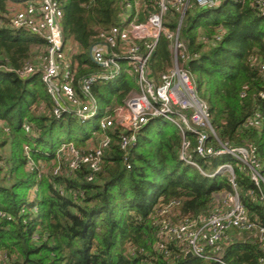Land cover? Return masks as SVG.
Segmentation results:
<instances>
[{"label":"trees","instance_id":"1","mask_svg":"<svg viewBox=\"0 0 264 264\" xmlns=\"http://www.w3.org/2000/svg\"><path fill=\"white\" fill-rule=\"evenodd\" d=\"M57 1L76 76L87 75L97 69L89 59L90 46L101 30L121 23L125 0ZM151 5L152 0L143 1L140 21ZM6 6L0 0V264H220L192 256L167 260L154 248V216L162 220L168 208L169 216L197 217L211 210L214 192L229 188L225 175L203 176L179 159L181 136L172 123L159 118L143 127L128 150L130 168L112 131L110 147L91 181L85 166L53 176L28 163L24 145L31 147L34 163H49L61 142L83 147L90 134L74 139L85 124L68 117L56 120L49 113L51 99L40 71L18 76L26 63L39 64L43 41L11 30ZM180 12L170 6L163 25L175 30ZM179 38L186 53L182 66L208 105L219 140L252 147L264 174V79L257 66L264 62V14L253 0H225L216 9L192 6L182 18ZM121 64L118 79L94 88L101 109L122 103L136 89L126 62ZM170 66L169 42L161 35L150 72L156 77ZM256 112L260 126L246 124ZM190 139L194 142L192 135ZM7 146L9 154L4 153ZM197 160L205 172L230 162L240 190L252 186L230 156L209 163ZM242 201L260 215L252 198L242 196ZM258 258L254 243H230L224 254L227 264H261Z\"/></svg>","mask_w":264,"mask_h":264},{"label":"built area","instance_id":"2","mask_svg":"<svg viewBox=\"0 0 264 264\" xmlns=\"http://www.w3.org/2000/svg\"><path fill=\"white\" fill-rule=\"evenodd\" d=\"M143 1L125 0L120 13L121 23L101 30L88 50L89 59L97 69L77 77L62 35L60 3L57 0H5L8 27L43 41L39 64L26 63L17 74L25 78L40 71L41 81L51 99L54 119L68 117L81 124L97 120L95 131L85 141L87 143L96 135L94 147L80 149L74 142H64L56 148L55 153L63 149L62 154H57L68 173L85 166L88 170L86 179L91 181L110 147L112 131L117 135L120 149L125 152L126 168H130L128 150L137 142L138 133L149 121L160 118L172 123L179 131L178 157L181 161L197 168L203 176L222 174L227 177L229 188L212 194L211 210L207 213L176 218V215L169 216L168 208L162 211L165 217L156 228L154 248L163 258L175 260L190 252L192 257L227 264L224 254L228 245L242 242L254 243L259 250L258 261L264 264L262 162L252 147L233 146L219 140L210 121L208 105L199 96L195 80L182 66L186 53L179 30L186 10L192 6L216 9L225 0H152L153 9L147 10L145 19L140 21L139 9ZM253 3L264 14V0H253ZM170 6L179 7L181 11L176 29L172 31L163 25ZM161 35L169 42L171 66L154 77L149 66ZM122 62H126L125 71L132 76L136 89L122 103L101 109L94 88L118 79L123 71ZM257 66L264 79V62ZM260 98L264 100V91ZM246 124L260 126V114L254 113ZM221 156H230L237 161L252 183L250 188L240 190L235 168L230 162L218 164L207 172L198 164L197 159L209 163ZM28 163L33 165V159L28 158ZM242 196L254 200L253 206L259 208L260 215L246 207Z\"/></svg>","mask_w":264,"mask_h":264},{"label":"rangeland","instance_id":"3","mask_svg":"<svg viewBox=\"0 0 264 264\" xmlns=\"http://www.w3.org/2000/svg\"><path fill=\"white\" fill-rule=\"evenodd\" d=\"M8 16H9V14H8ZM37 60L39 61V57L37 58ZM42 105H44L43 103L41 104V106ZM44 110H46V109H44ZM50 111H51V109H50ZM47 113H48V111H47ZM49 113H51V112H49ZM77 122V121H76ZM78 123V122H77ZM96 123H97V120L96 119H93V120H91V121H89V122H85V125H84V129H83V131H81V132H79V133H76V134H74L73 135V138L74 139H79V138H82V137H85L86 135H88V134H92L93 133V131H95V129H96ZM0 124H2V123H0ZM79 124H81V123H79ZM1 127V126H0ZM4 131H7L8 133H9V131H8V128L6 127L5 129H4ZM64 137V136H63ZM90 137V136H89ZM93 138H91V140L90 141H88L86 144H85V146H83V147H78V148H85V147H87V146H89L90 148H92V147H94L95 145H96V141H97V136L95 135H93L92 136ZM62 143H64V142H61L59 145H61ZM5 150H4V153L5 154H9V152H10V148H9V146H7V147H5L4 148ZM23 151H24V155H25V157H27V160H28V158H32L31 157V152H32V150H31V147L29 146V145H24V149H23ZM55 151L56 150H54V151H52V153L51 154H54L53 156H54V158L52 159V160H50V162L49 163H45V162H35L34 164H35V166L37 167V166H39L40 167V170L43 172V173H51V175H53V176H58V175H63V174H65L67 171H66V169H65V167H64V165H63V163H62V160H61V157H60V154H62L63 153V149H61V150H58V152H56L55 153ZM57 153H60V154H57ZM64 153H66V152H64ZM33 159V158H32ZM0 165H1V162H0ZM159 223H160V220L159 219H157V217L156 216H154V224L156 225V226H158L159 225ZM127 246V245H126ZM128 248V247H127Z\"/></svg>","mask_w":264,"mask_h":264},{"label":"water","instance_id":"4","mask_svg":"<svg viewBox=\"0 0 264 264\" xmlns=\"http://www.w3.org/2000/svg\"><path fill=\"white\" fill-rule=\"evenodd\" d=\"M185 257H191V253H190V252L187 253V254L185 255Z\"/></svg>","mask_w":264,"mask_h":264}]
</instances>
